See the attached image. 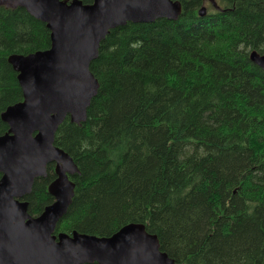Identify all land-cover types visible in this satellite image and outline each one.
Masks as SVG:
<instances>
[{"label": "trees", "instance_id": "obj_1", "mask_svg": "<svg viewBox=\"0 0 264 264\" xmlns=\"http://www.w3.org/2000/svg\"><path fill=\"white\" fill-rule=\"evenodd\" d=\"M189 1L175 21L128 22L101 41L86 121L66 118L54 138L79 170L54 234L140 223L178 264H264V72L249 59L264 52V0H221L205 18ZM49 47L44 23L0 6V115L22 100L8 57ZM54 178L51 164L34 181L31 216Z\"/></svg>", "mask_w": 264, "mask_h": 264}, {"label": "water", "instance_id": "obj_2", "mask_svg": "<svg viewBox=\"0 0 264 264\" xmlns=\"http://www.w3.org/2000/svg\"><path fill=\"white\" fill-rule=\"evenodd\" d=\"M0 6L25 9L45 24L50 37L48 49L7 59L17 73L22 100L0 115L8 126L0 135V264H178L140 223L126 224L109 236L54 234L75 194L70 176L79 173L54 138L66 118L73 124L86 121L99 89L90 64L109 31L128 22L175 21L180 1L0 0ZM249 57L264 71V54L252 51ZM51 164L55 178L47 191L53 201L31 216L25 197Z\"/></svg>", "mask_w": 264, "mask_h": 264}, {"label": "flooded vegetation", "instance_id": "obj_3", "mask_svg": "<svg viewBox=\"0 0 264 264\" xmlns=\"http://www.w3.org/2000/svg\"><path fill=\"white\" fill-rule=\"evenodd\" d=\"M173 1H175V0H173ZM179 1L181 3V11H182L183 10V2H187L189 0H179ZM214 1H215L216 5L219 6V1L218 0H214ZM202 4H203V6H201V7H204L207 12L210 11L212 8H215V6L212 5L209 0H202ZM197 13H198V11H197Z\"/></svg>", "mask_w": 264, "mask_h": 264}, {"label": "bare ground", "instance_id": "obj_4", "mask_svg": "<svg viewBox=\"0 0 264 264\" xmlns=\"http://www.w3.org/2000/svg\"><path fill=\"white\" fill-rule=\"evenodd\" d=\"M200 9L201 8H199L197 11H198V17L199 18H205L206 17V15H207V11L205 10V13L204 14H202V15H200V13H199V11H200ZM213 9H215V10H217V11H220V7H218V8H213ZM252 51H255V52H257L256 50H252ZM251 51V52H252ZM250 52V53H251ZM259 55H262V54H264V52L263 53H259V52H257ZM249 56H250V54H249ZM249 59H250V57H249ZM251 61V60H250ZM252 62V61H251ZM253 63V62H252ZM254 64V63H253ZM256 65V64H255ZM259 67V66H258ZM260 68V67H259ZM262 70V69H261ZM264 72V71H263ZM73 182V181H72ZM74 183V182H73ZM75 189V188H74ZM174 260V259H173Z\"/></svg>", "mask_w": 264, "mask_h": 264}, {"label": "rangeland", "instance_id": "obj_5", "mask_svg": "<svg viewBox=\"0 0 264 264\" xmlns=\"http://www.w3.org/2000/svg\"><path fill=\"white\" fill-rule=\"evenodd\" d=\"M219 1V4L220 6H224L223 2L221 0H218ZM209 9V8H208ZM211 11V10H210Z\"/></svg>", "mask_w": 264, "mask_h": 264}]
</instances>
